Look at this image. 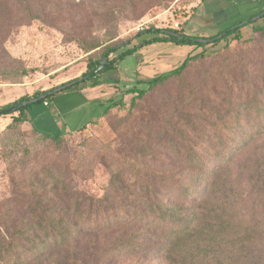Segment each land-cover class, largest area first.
<instances>
[{
  "label": "rangeland",
  "instance_id": "rangeland-1",
  "mask_svg": "<svg viewBox=\"0 0 264 264\" xmlns=\"http://www.w3.org/2000/svg\"><path fill=\"white\" fill-rule=\"evenodd\" d=\"M205 1L0 0V107L80 77L91 57H100L108 46L130 40L138 44L142 39L135 36L141 31L176 29L190 36L217 35L223 29L204 10ZM256 27H264V19L246 28L243 38L255 37ZM202 51L205 58L192 63L181 77L148 93L136 105H132L134 95H125L124 107L99 116L80 132H68L63 142L39 134L29 121L15 123L13 116L18 114L0 118V202L12 198L14 187L27 193L37 172L58 163L70 164L80 187L102 196L110 169L127 165L121 157L131 156V150L141 149L143 141L159 135L163 141L154 145L160 154L157 165L167 172L184 165L188 149L216 148L229 156L243 148L264 124V38L251 44L235 41L229 47L225 41L205 48L169 43L145 47L101 76L103 101L119 100L129 89L143 87L141 81L174 70ZM254 101L260 112L242 111V105L248 108V102ZM213 127L224 129L232 141L221 144L216 137L212 143L205 142V135L214 136ZM175 129L185 131L191 141H182ZM254 146H261L260 142ZM220 162L215 158L210 166ZM200 188L193 185L191 191Z\"/></svg>",
  "mask_w": 264,
  "mask_h": 264
},
{
  "label": "trees",
  "instance_id": "trees-1",
  "mask_svg": "<svg viewBox=\"0 0 264 264\" xmlns=\"http://www.w3.org/2000/svg\"><path fill=\"white\" fill-rule=\"evenodd\" d=\"M260 19L264 8L209 38L176 29L141 31L135 36L142 39L138 44L130 40L106 47L100 57L89 59L80 77L0 107V118L18 114L13 119L22 124L38 105L47 103L53 110L58 94L99 87L103 74L157 43L197 48L224 41L227 47L235 41L255 43L264 38V27L254 28L251 39H244L242 30ZM204 51L188 56L174 70L141 81L143 87L129 89L119 100L98 104L100 117L124 107L125 95H134L132 105H136L148 93L181 77L192 63L205 58ZM257 103L242 105V111L260 112ZM210 130L214 136L205 135V142L212 143L216 137L221 144L232 141L224 129ZM175 132L182 141H191L182 129ZM39 134L59 143L69 133ZM149 140L143 141L141 149L131 150V156L122 155L127 165L110 169L102 196L80 187L71 165L62 163L37 172L27 193L14 187L12 198L0 202V264H127L132 259H138L135 264H264V124L235 153L225 156L216 148L188 149L184 165L168 172L157 165L160 154L154 146L163 137ZM259 142L261 146H254ZM215 158L221 159L219 166H210ZM193 185L201 188L191 191ZM247 199L251 206L245 205Z\"/></svg>",
  "mask_w": 264,
  "mask_h": 264
},
{
  "label": "crops",
  "instance_id": "crops-1",
  "mask_svg": "<svg viewBox=\"0 0 264 264\" xmlns=\"http://www.w3.org/2000/svg\"><path fill=\"white\" fill-rule=\"evenodd\" d=\"M203 6L206 13L225 29L255 15L264 8V0H206ZM101 90L102 86H99L60 93L53 100V110H50L47 103L38 105L28 113L29 122L38 132L54 137L63 131L80 130L100 116L97 105L104 102Z\"/></svg>",
  "mask_w": 264,
  "mask_h": 264
},
{
  "label": "water",
  "instance_id": "water-1",
  "mask_svg": "<svg viewBox=\"0 0 264 264\" xmlns=\"http://www.w3.org/2000/svg\"><path fill=\"white\" fill-rule=\"evenodd\" d=\"M105 67V65L103 64L102 67L100 68V70H102ZM20 107H23V105H21Z\"/></svg>",
  "mask_w": 264,
  "mask_h": 264
}]
</instances>
